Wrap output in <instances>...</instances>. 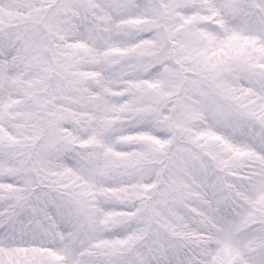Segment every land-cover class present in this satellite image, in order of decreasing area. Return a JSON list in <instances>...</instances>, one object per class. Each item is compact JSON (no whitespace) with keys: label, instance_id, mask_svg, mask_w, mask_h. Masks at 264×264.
Instances as JSON below:
<instances>
[{"label":"snow or ice","instance_id":"1","mask_svg":"<svg viewBox=\"0 0 264 264\" xmlns=\"http://www.w3.org/2000/svg\"><path fill=\"white\" fill-rule=\"evenodd\" d=\"M0 264H264V0H0Z\"/></svg>","mask_w":264,"mask_h":264}]
</instances>
